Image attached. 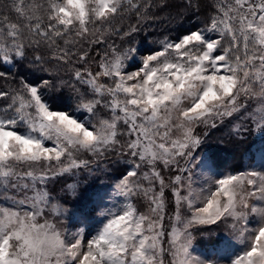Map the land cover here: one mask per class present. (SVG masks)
I'll use <instances>...</instances> for the list:
<instances>
[{"label":"snow or ice","instance_id":"snow-or-ice-1","mask_svg":"<svg viewBox=\"0 0 264 264\" xmlns=\"http://www.w3.org/2000/svg\"><path fill=\"white\" fill-rule=\"evenodd\" d=\"M153 6V0H33L27 7L24 0H10L6 6L25 23L11 22L8 14L0 18L3 80L25 60L42 66L41 48L61 63L77 56L87 64L90 53L73 52L75 44L89 37L90 44L105 43L112 23L125 14H135L137 24L116 30L129 47L110 45L99 58V71L74 72L87 86L73 89L74 108L54 109L47 102L45 90L54 87L49 79L33 83L21 75L18 88H0V198L11 202L0 204V264H264V152L259 170L219 178L215 162L196 155L203 144L199 125L215 129L218 120L239 117L264 130V0H218L203 28L153 41L158 50L141 54L134 37ZM61 39L64 47L57 44ZM29 51L36 53L31 59ZM19 74L17 68L12 79ZM102 77L111 83H100ZM253 101L258 106L250 111ZM234 131L247 129L238 124ZM111 152L130 158L129 169L112 186V195L126 202L104 207L108 193L98 192L90 209L101 208L95 234L84 228L60 231L46 217V210L64 214L50 204L47 181L87 168L83 153L103 158ZM159 165H175L179 174L166 184ZM142 168L148 170L141 173ZM198 168L207 187H193ZM68 187L78 194L76 185ZM141 194L147 214L130 202ZM87 218L85 213L77 223ZM229 219L243 250L219 251L214 258L193 255L195 226Z\"/></svg>","mask_w":264,"mask_h":264},{"label":"trees","instance_id":"trees-1","mask_svg":"<svg viewBox=\"0 0 264 264\" xmlns=\"http://www.w3.org/2000/svg\"><path fill=\"white\" fill-rule=\"evenodd\" d=\"M10 0H0V18L4 14H8L10 21L23 25L25 21L17 16L15 12H6V6ZM33 0H24L25 6L32 3ZM38 2V0H37ZM161 2L166 6L160 7ZM153 0V6L149 11L150 19L141 20L139 23L140 31L134 37V43L140 48L141 53L158 50V45L153 41L162 40L165 36L175 40L177 37L189 30L203 28L207 22V18L215 11L218 0ZM137 24L135 14H125L118 17L111 25L113 32L106 36L104 45L109 48L114 45L117 48L129 47L127 42L122 41V29L127 31L130 25ZM57 44L64 47L63 40H58ZM80 42L72 47V51L79 50ZM110 49V48H109ZM40 53L43 55L45 63L35 65L25 60L23 63L13 66L7 80L0 79V88L8 90L10 88H18L17 83L22 75L28 81L36 83L41 79H49L54 87L45 90V98L54 109L65 110L71 105L73 108L77 103L76 93L73 91L75 84L74 72L83 68L82 62L77 56H72L68 64L61 63L55 59H51V52L47 48H41ZM36 53L29 51L28 56L31 59ZM5 65L2 70H7ZM19 68V75H15V81L12 76L16 74ZM106 113V110H105ZM245 133V134H244ZM238 140L229 149L217 150L210 152V157L218 168L239 169L244 163V154L250 149L254 138L250 131H245ZM124 138H122L123 143ZM204 143V142H203ZM127 159L124 155H117L116 152L106 154L103 158L92 157L88 159L87 168L76 170V174L66 173L56 178V186L52 190L51 201L56 202L60 209L64 211L63 215L57 216L46 210V216H52L55 221L69 220L72 218H83L84 214L94 215L93 211L88 209L94 206L97 193H101L116 178L121 177L129 168V163L122 160ZM129 161V160H128ZM72 182L76 185L75 191L77 195H73V190L69 189L68 184ZM67 184V186L65 185ZM50 190V189H49ZM48 190V191H49ZM55 197V198H54Z\"/></svg>","mask_w":264,"mask_h":264},{"label":"rangeland","instance_id":"rangeland-1","mask_svg":"<svg viewBox=\"0 0 264 264\" xmlns=\"http://www.w3.org/2000/svg\"><path fill=\"white\" fill-rule=\"evenodd\" d=\"M117 30V28H115ZM92 37H89L87 40L80 41L79 49H84L85 51L90 53L89 62L87 64H83V68L80 70H83L84 68H89L93 73L96 71H99L98 67V61L100 56L104 53V51L108 50L104 43L103 44H90ZM148 52H144L141 54H147ZM140 59V55H137V60ZM68 64V63H66ZM129 70H135V64L132 65V67L129 68ZM100 83H111L107 78H100ZM73 84H75L76 88H79L81 90L86 89V85L81 84L79 81H74ZM257 103L253 101L251 103L250 111H253L257 108ZM61 110V109H60ZM102 115H105V110H101ZM242 124L245 129L251 132V135L254 138V142L252 143L250 149L244 154V163L241 166V168L233 170V169H226V168H218L214 164L213 172L215 174H218V177H222L223 175H229V174H236L240 171H246V170H252L256 169L259 170V161H260V155L261 152H264V130H258L255 127V123L249 118L247 121H242L239 117H236L235 119L232 118H225L224 122L217 121V127L215 129H212L211 127H206L204 125H199L197 128V134L200 135L203 138V144L200 147V151L196 153L198 157H207L210 161H213L210 157V152H217V150H225L229 149L233 146V144L238 140V138L245 132H236L234 131V128L236 125ZM207 134V135H205ZM245 134V133H244ZM178 135V133H177ZM127 137H124V140H126ZM123 140V141H124ZM93 156L90 153H83L80 155L81 159L87 160L92 158ZM127 159L123 158L122 160L129 163V157L126 156ZM181 165H183V161L180 162ZM130 167V163H129ZM161 175L164 177L166 184L170 181V179L176 175L179 174L177 171V168L175 165L171 166V168H165L163 165L158 166ZM129 169V168H128ZM147 168H142L141 173L143 171H147ZM76 169L73 170L72 174H76ZM185 176L187 174H184ZM122 178H116L113 180V182L108 186L106 189H104L101 194L108 193V196H105L104 198V207H110L113 204L120 206L124 204L126 201L123 197H115L112 195V186L118 181V179ZM193 179L196 181V183L193 185V187L199 189L201 187H207V183L205 181V175L201 174V170L198 168L196 169V174L193 176ZM145 186H147V182H143ZM56 179L47 181V189L49 190L50 196L52 193V190L56 186ZM67 186V184H65ZM68 185H73L72 182H70ZM157 190H159V184H156ZM170 189L166 188V202L169 198ZM186 194V193H185ZM111 196V200H109V197ZM55 198V197H54ZM52 199V198H51ZM97 200V197L96 199ZM130 202L133 204V206L138 210V213L147 214L148 212V201L143 197V195H133L131 197ZM10 201L3 200L0 198V204H3L5 206L10 205ZM50 204H56V202H52L50 200ZM95 205V204H94ZM198 206H203L202 204H199ZM94 206H90L88 209H92ZM48 211V210H47ZM50 211V210H49ZM101 211V208H95V211H93L94 215L89 216L87 218L86 223H77V221L83 220V218H72L69 220H61V221H54L52 219V216H46L48 219L52 220V222L56 223L59 227L60 231H64L67 229L69 232H75L77 228H84L88 234H95L96 229L101 226L100 222L102 221V217H100L99 213ZM169 214H172L174 212V198L172 199L171 206L168 209ZM51 212V211H50ZM53 214V212H51ZM184 214L188 217L192 215V212L188 210L187 205H185ZM42 222V221H41ZM167 222V221H166ZM232 221L229 219L228 221L224 223H218L216 225H196L195 227L199 229L198 231H192V248L190 251H192L193 255H200L205 258H214V255L217 254L219 251H230L233 255L239 254L243 248L242 246L235 240L234 234L232 232V229L230 227ZM254 226V222H253ZM171 229L169 228V231ZM90 238V237H89ZM230 239V240H228ZM165 247H167V244H165ZM170 259V258H169Z\"/></svg>","mask_w":264,"mask_h":264}]
</instances>
